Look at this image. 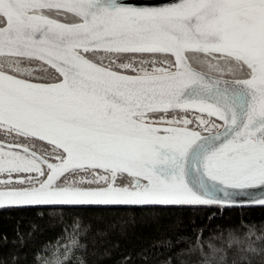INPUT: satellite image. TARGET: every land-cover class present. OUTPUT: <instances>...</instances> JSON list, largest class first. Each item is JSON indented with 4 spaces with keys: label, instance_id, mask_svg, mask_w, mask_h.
Returning <instances> with one entry per match:
<instances>
[{
    "label": "snow or ice",
    "instance_id": "1",
    "mask_svg": "<svg viewBox=\"0 0 264 264\" xmlns=\"http://www.w3.org/2000/svg\"><path fill=\"white\" fill-rule=\"evenodd\" d=\"M254 206L264 207V0H0V209L58 214L73 230L42 245L41 264L69 253L88 264L98 236L104 254L120 248L129 220L100 227L82 211L93 208L190 211V234L142 250L157 264H264V229L257 246L243 215ZM232 207L237 225H196ZM35 228L18 220L0 243L22 247ZM19 259L17 248L9 260Z\"/></svg>",
    "mask_w": 264,
    "mask_h": 264
},
{
    "label": "trees",
    "instance_id": "2",
    "mask_svg": "<svg viewBox=\"0 0 264 264\" xmlns=\"http://www.w3.org/2000/svg\"><path fill=\"white\" fill-rule=\"evenodd\" d=\"M38 210L32 208H16L11 210L0 209V233L7 232L11 238L14 233V225L19 220L22 227L28 228L31 224H35L36 228L31 236L25 240L23 246L11 243H0V264H11L9 260L10 253L19 248L20 259L16 264H41L42 256L48 253H41L40 249L46 242L51 247L56 244L63 245L64 239L57 240V237H71L73 230L64 231V223L58 214L38 215ZM86 216L93 217L94 223L103 227L111 219L127 218L129 220L127 235L120 238V248L115 249L110 255L104 254V249L108 247L107 243H101L103 237H96L95 244H89L88 248V264H117L121 253H130L134 260L132 264H157L159 256L149 251L143 253L144 249H151L154 240L160 239L161 236H170L175 238L177 233H191L193 227V214L190 211L181 208H165V209H140V208H93L82 210ZM204 213L195 217L196 225L207 224V228L217 231L216 225L224 228L228 225H237L241 216L239 207H232L226 211L216 213L215 219L209 223ZM243 215L250 222L256 223V235L252 237L254 243L259 246V233L264 229V207L254 206L243 209ZM69 224L71 219L64 217ZM134 221V223L132 222ZM242 231H249L244 228ZM207 234V232L205 233ZM34 254L36 259H33ZM61 254L64 250L61 249ZM143 255H148V259H143ZM80 259L79 253H69L63 264H76ZM254 264H259L255 261Z\"/></svg>",
    "mask_w": 264,
    "mask_h": 264
}]
</instances>
